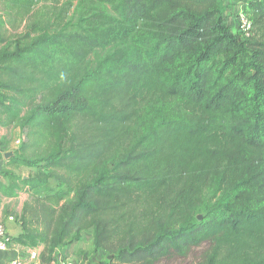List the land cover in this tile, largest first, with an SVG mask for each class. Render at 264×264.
Here are the masks:
<instances>
[{
    "label": "trees",
    "instance_id": "1",
    "mask_svg": "<svg viewBox=\"0 0 264 264\" xmlns=\"http://www.w3.org/2000/svg\"><path fill=\"white\" fill-rule=\"evenodd\" d=\"M42 1L0 0V123L26 108L24 126L57 130L50 152L15 151L0 192L62 187L24 206L17 240L60 249L92 229L99 264H159L206 242L203 264H264V0H249V37L220 0H97L73 30L41 14L9 36L7 17Z\"/></svg>",
    "mask_w": 264,
    "mask_h": 264
},
{
    "label": "rangeland",
    "instance_id": "2",
    "mask_svg": "<svg viewBox=\"0 0 264 264\" xmlns=\"http://www.w3.org/2000/svg\"><path fill=\"white\" fill-rule=\"evenodd\" d=\"M222 10L227 16L228 24L236 25V19L243 12L250 15L249 12V0H220ZM88 6L101 7L97 0H44L33 8L31 13L26 18L15 19L14 22L10 21V17H7V34L9 36L19 35L26 31L29 23H32L39 15L47 14V17L54 24L59 23L61 29L70 31L76 28L81 18V13L85 12ZM61 15V17H58ZM61 18V19H60ZM59 19V20H58ZM250 35H252L250 33ZM245 36V35H244ZM249 37V36H245ZM1 51V46H0ZM108 50H98L91 56L92 60H95L99 56H105ZM1 100V99H0ZM29 114V110L22 109L21 116L15 119L9 126L0 123V180L7 182L4 176V170L6 168L5 154L20 150L24 146V154L28 156H34L39 154H46L55 146L57 141V130L50 124H43L31 129L28 126H24L23 118ZM214 159H209V162L205 163L201 160L194 166L195 172L212 171L214 169ZM44 167L27 168L22 167L15 170L18 175L25 178L29 176H35L40 172H45ZM62 190V187L58 186V182L55 179H51L49 185L39 188L34 191H22L18 192V195L14 197H8L0 192V217L6 219L9 215L15 217V221L21 220L24 206L27 204H34L38 200L45 198L48 195L53 194L55 191ZM69 197L66 201L70 200ZM58 223L63 219L64 212L61 208L58 210ZM77 247L71 255V259L77 264L91 263L93 258L97 257L99 253L93 252V236L92 229L83 233V237ZM211 244L209 242L203 243L191 249L187 256H170L162 260L159 264H203L210 251ZM29 249V248H28ZM36 250L39 254V258L43 257L46 261L53 259V253L55 250L52 247V240L42 244V249L34 247L30 248ZM103 252V251H102ZM100 255H104L100 254ZM27 263H29L28 254L25 255ZM104 258V259H103ZM101 261L105 260V255ZM67 260V259H66ZM64 260V262L66 261ZM100 261V262H101ZM97 263V262H96ZM92 264V263H91Z\"/></svg>",
    "mask_w": 264,
    "mask_h": 264
},
{
    "label": "crops",
    "instance_id": "3",
    "mask_svg": "<svg viewBox=\"0 0 264 264\" xmlns=\"http://www.w3.org/2000/svg\"><path fill=\"white\" fill-rule=\"evenodd\" d=\"M6 226H7V230L10 234L11 237H13V241L12 243H10L9 247L7 250L1 251L0 250V264H8V262L14 258V257H18V256H22V255H29V251L32 249H28L27 246L21 244L17 238L24 233V229L23 226L21 224V222L19 221H11V220H7L6 221ZM81 241V240H80ZM80 241L77 242H73L71 244L66 245L63 248L57 249L55 248V252L53 253L54 258L51 260L50 264H64L63 260L66 259H71V255L74 252V250L77 247V243H79ZM38 248H40V251L42 249V245H39ZM99 253V255L95 258H93L92 260V264H99L101 259L104 257V255H100L103 254L102 251L97 252ZM104 259V258H103ZM41 264H45L44 263V258L40 257L39 258ZM74 261V260H73ZM97 262V263H96Z\"/></svg>",
    "mask_w": 264,
    "mask_h": 264
},
{
    "label": "built area",
    "instance_id": "4",
    "mask_svg": "<svg viewBox=\"0 0 264 264\" xmlns=\"http://www.w3.org/2000/svg\"><path fill=\"white\" fill-rule=\"evenodd\" d=\"M236 22H237L236 25L231 26L232 29L234 31H241L245 36H250L252 29V20L250 18V15L243 12L242 15L240 14V16L237 17ZM7 220L15 221V217L13 215H9L6 219L0 217V250L1 251L7 250L10 243H12L11 236L6 226ZM28 258H29V263H27L26 257L22 255L12 258L8 262V264H41L39 260V254L36 250H30ZM64 264H77V263L73 260L67 259L64 262Z\"/></svg>",
    "mask_w": 264,
    "mask_h": 264
},
{
    "label": "water",
    "instance_id": "5",
    "mask_svg": "<svg viewBox=\"0 0 264 264\" xmlns=\"http://www.w3.org/2000/svg\"><path fill=\"white\" fill-rule=\"evenodd\" d=\"M11 156H13V152H8L5 154L6 159H9ZM199 218H201V216Z\"/></svg>",
    "mask_w": 264,
    "mask_h": 264
}]
</instances>
